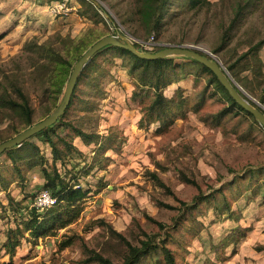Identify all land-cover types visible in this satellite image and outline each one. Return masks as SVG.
Listing matches in <instances>:
<instances>
[{
    "label": "rangeland",
    "instance_id": "374dc122",
    "mask_svg": "<svg viewBox=\"0 0 264 264\" xmlns=\"http://www.w3.org/2000/svg\"><path fill=\"white\" fill-rule=\"evenodd\" d=\"M209 1L201 9L169 4L155 33L142 25L135 0H0V95L19 101L14 88L20 87L32 109L27 124L0 105V142L58 107L75 62L106 35L129 41L154 35L163 45L207 51L264 109L258 100L264 89V46L259 63L239 57L264 37V0H252L234 22L238 3L247 0ZM170 56L183 65L185 76L164 93L171 96L181 88L188 104L159 128L158 122L139 126L151 97L144 87L145 96L133 98L138 88L129 63L114 50H103L81 70L55 127L77 152L66 156L64 166L56 165L65 178L76 175L90 191L73 222L37 239L26 233L11 261L2 249L6 231L28 216L44 176L39 165L28 166L27 158L14 161L9 152L0 154V264H99L90 261L95 253L118 262L127 252L124 239L140 245L144 233L165 238L176 264H264V128L230 106L200 65ZM200 95L203 102L195 110ZM222 110L226 113L214 124L212 116ZM78 129L94 140L85 144L75 134ZM27 142L16 154L35 144L50 170L49 144L39 135ZM195 195L201 199L193 205ZM223 196L231 216L219 206ZM157 258L163 264L161 251Z\"/></svg>",
    "mask_w": 264,
    "mask_h": 264
},
{
    "label": "trees",
    "instance_id": "16d2710c",
    "mask_svg": "<svg viewBox=\"0 0 264 264\" xmlns=\"http://www.w3.org/2000/svg\"><path fill=\"white\" fill-rule=\"evenodd\" d=\"M135 2L138 4L137 13L140 15L139 18L142 25L144 26V28H146L147 31H153L155 33L156 31H159L160 27L164 24V11L169 4H178L180 6L183 5V7L193 9H201L210 4L209 0H135ZM89 4L95 12H99L97 4H93L91 1H89ZM251 4L252 0H247L245 3H238L235 16L232 18V22L236 21L240 15L245 14V10L249 8ZM100 9L103 10L101 7ZM133 44L135 47H139L137 43L133 42ZM262 46H264V37L250 45L246 51L240 54L239 57L248 59V57L251 56L249 60L252 64L259 63L260 60L258 58V51ZM162 47H159V49ZM105 49L114 50L116 55L122 59L123 63H129L128 72L134 77L135 86L136 88H138L137 90L133 91L134 99L143 98L145 95H141L140 89L144 87L147 88L145 91L146 96H150L151 99L143 108L142 115L138 121L140 127H147L151 123L158 122L159 128L163 126L165 122L170 120L176 112L182 111V109L187 106L188 98L182 94L181 88H178V91H176L171 96H167L164 93V88L166 86H168L172 82H177L183 79L185 76L183 65L175 63L174 56H166L156 59H145L138 57L127 49L113 45H107L97 51L93 56H91L89 61L82 67V70L85 69L92 62V60ZM195 49L207 56H210L208 53H205L198 48ZM182 57L200 65L203 71H206L211 75L209 81L221 89L225 99L228 101L230 106L236 108L238 111L244 112L246 115H248L258 123V121L250 112L241 107L229 95L228 91L223 87V85L217 79L216 75L208 67L190 57ZM250 61H244L243 63H249ZM227 69H230V66H228ZM81 75L82 74L79 73L77 81H79ZM243 87L247 88L248 85L245 84L243 85ZM14 89L17 92L19 101L14 100L11 97L8 98L6 95L1 94L0 105L11 108L23 118L22 120L25 123L29 124L31 122L32 109L25 94L22 92V89L17 86ZM242 95L252 105L263 109L259 103L252 100L244 93H242ZM199 98V101L194 107L195 110H198L199 106L203 102L202 95H200ZM258 100L260 103L264 101V89L262 90V93L258 95ZM225 113L226 111L224 110L215 113L212 116L214 118L213 123L218 124L221 117ZM59 119L60 117H58L56 122H54L52 125L35 134L41 136L42 140L46 141L50 146L52 154V163L50 170L46 166V159L44 155L40 153L39 147L35 144L29 143L28 150L25 153L21 155L16 154L18 148H21L22 146H24V144H28V139L23 141L21 144L4 151L9 152V155L14 161H16L17 159L27 158V164L29 167L39 165L44 176L42 190L46 189L52 196L56 197V203L54 205L44 207L42 211H39L38 207L32 206L27 217L22 218L15 225V227H10L9 229H7L5 234V241L2 243V249L4 250L5 254L9 256L10 261L15 253L16 247L20 245L21 239L25 237L26 233L29 237L37 239L40 236L54 234L55 229L65 227L66 225L73 222L79 216L82 210L80 201L90 191L89 188L84 189L81 186L76 175H71V177H69L68 179L65 178L56 165V163L59 162L61 166H64L66 156L73 151L77 152L75 145H73L65 137L60 136V134L56 132L55 127ZM203 120H206V118H203ZM75 134L81 137L82 141L85 144H89L94 140L92 138V135L79 129L75 131ZM152 175L155 179L159 180L155 173H152ZM199 199H201L200 195H195L191 203L195 205ZM12 203L13 198L9 196L8 204L11 206ZM181 203L187 205V203L183 201ZM219 206H221V210L224 209V212H228L230 216L234 212L230 208L228 201L225 199V196H223ZM155 222L158 225H162V223H160L159 221ZM116 234L122 237L121 234L117 232ZM144 234L146 238L140 240V245L132 244L127 239H124L127 252L122 257L121 261L113 262L109 258L104 257L99 253H95L90 258V261L95 260L99 264H159L161 261L157 257L158 252L161 251L163 264H176L173 252L169 249V247L165 245V238L157 239L154 235L148 233ZM67 244L68 243H64L63 246H66ZM159 248L160 251H158ZM147 257H149L150 259L155 258V261L152 263L147 262ZM10 261L3 262L2 264H10Z\"/></svg>",
    "mask_w": 264,
    "mask_h": 264
},
{
    "label": "water",
    "instance_id": "95a60500",
    "mask_svg": "<svg viewBox=\"0 0 264 264\" xmlns=\"http://www.w3.org/2000/svg\"><path fill=\"white\" fill-rule=\"evenodd\" d=\"M107 45H113L117 47H121L129 50L133 54L138 57L145 59H156L161 57H166L170 55H180L190 57L195 59L208 67L217 77L219 82L223 85V87L228 91L229 95L246 111L250 112L254 118L258 121V123L264 128V109L256 107L252 105L247 99H245L242 95V91L235 84L229 74L226 72L222 64L213 56H207L200 51L192 48L188 45H166L154 52L141 51L137 47L134 46L133 42L126 40H120L114 35H106L97 41H95L92 45H90L78 58L75 62L74 67L71 70L68 82L66 84L65 93L61 103L58 107L52 111L49 115H47L42 120L36 122L32 126L22 130L18 134L7 138L0 142V154L5 150L10 149L14 146L21 144L23 141L27 140L31 136L35 135L39 131L44 128L52 125L58 117H60L66 110L67 106L70 103L73 89L75 87L77 78L79 73L82 70V67L85 63H87L91 56H93L97 51L102 49Z\"/></svg>",
    "mask_w": 264,
    "mask_h": 264
},
{
    "label": "built area",
    "instance_id": "2783aa9c",
    "mask_svg": "<svg viewBox=\"0 0 264 264\" xmlns=\"http://www.w3.org/2000/svg\"><path fill=\"white\" fill-rule=\"evenodd\" d=\"M130 40L132 42H135L140 46L143 50L141 51H148V52H154L159 49V47H164L166 45H163V43L159 42L155 39L154 35H151L146 41H142L141 39H135L134 37H130ZM205 53H208L207 51H204ZM211 55L210 53H208ZM56 203V197L52 196L48 190H41L32 201V206H36L38 208H44L49 207L51 205H54Z\"/></svg>",
    "mask_w": 264,
    "mask_h": 264
}]
</instances>
